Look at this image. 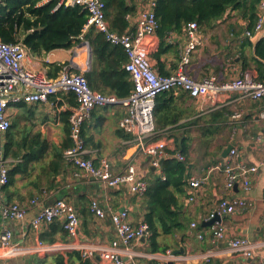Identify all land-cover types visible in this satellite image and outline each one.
I'll list each match as a JSON object with an SVG mask.
<instances>
[{"label": "crops", "instance_id": "crops-1", "mask_svg": "<svg viewBox=\"0 0 264 264\" xmlns=\"http://www.w3.org/2000/svg\"><path fill=\"white\" fill-rule=\"evenodd\" d=\"M129 5L136 8V12L130 15L132 18L127 19L129 29L126 32L131 33L135 30L139 12L152 10L156 0H129ZM258 8L260 16L264 17V8L261 5ZM247 26L241 12L228 11L212 28L201 31L203 45L194 53L185 72L196 81L214 76L218 82L226 83L250 70L260 79L259 66L254 60V46L250 42L256 44L264 38V29L248 37ZM84 35L71 49L32 55L27 62L28 68L45 70L53 78L58 75L55 76L58 67L72 66V61L83 65L88 59ZM145 44L150 48L156 71L160 75H172L180 69L181 55L187 45L185 27L182 31L170 32L166 41L168 50L163 49L159 57L156 53L160 40L156 34L149 37ZM75 102L70 101V95H58L52 96L49 103L11 106V137H7L8 133L4 137L3 153L5 157V146L11 145L12 151H19L21 156L19 159L5 157L12 178L0 190V195L7 202L19 204L28 211L25 219L19 222L0 217V236L8 228L14 234V241L25 247L35 246L38 239L46 244L68 241L61 221L44 225L39 233L35 232L32 222L40 207L31 205L33 199H37L40 206L52 205L57 199L71 203L81 220L76 240L78 244L107 246L115 238L111 221L100 220L90 212L93 201L106 210L116 212L128 209L130 221L135 226L145 221L146 195L136 197L127 187L108 188L82 176L73 164L59 162V151L63 152L66 146L71 145L70 124L65 115L75 107ZM263 104L264 100L246 99L234 92L222 93L213 100L205 96L195 99L181 90L162 94L156 101L154 140L171 138L173 144L160 158L158 167L153 165L154 158L139 154L131 135L121 129L120 121L126 115V108L122 105L100 106L83 127L87 158L97 164L105 160L114 174H122L134 164L138 178L150 187L158 180L165 182L164 164L168 160L179 161L176 153L183 154L186 158L183 163L187 166L186 186L183 193L177 195V212L185 229L161 236L160 245L168 246L172 251L183 249L184 254L191 257L189 264H264V165L251 178V188L247 192L241 185L233 191L227 190L224 173L215 169L225 162L223 153L229 145L239 149L240 159L248 165L257 166L264 162V121L259 117ZM236 113H241L242 117L232 120ZM44 146L49 149L41 157L39 154ZM191 179L202 180V187L195 191L190 185ZM192 195L195 196L194 201L190 200ZM224 198H244L248 203L246 208L224 215L222 221L229 237L248 238L261 244L251 260L233 254L225 241H212L209 216ZM133 249L134 259L127 260L126 264H155L156 260L151 256L161 253L152 252L150 237L135 243ZM209 251L214 256L210 261L203 260L202 257ZM58 256L63 257L64 264L100 262L99 256L90 262L82 260L78 251H58L13 259L0 256V264H58Z\"/></svg>", "mask_w": 264, "mask_h": 264}, {"label": "built area", "instance_id": "built-area-1", "mask_svg": "<svg viewBox=\"0 0 264 264\" xmlns=\"http://www.w3.org/2000/svg\"><path fill=\"white\" fill-rule=\"evenodd\" d=\"M4 1L0 0V7ZM50 1L53 0H43L42 4ZM56 1V8L79 6L88 13V22L85 25L84 33L95 30L97 33L103 34L111 45L122 47L125 50L128 57L125 70L130 74L134 87L131 95L126 99H118L115 96H107L93 90L84 76V73L91 69L92 51L88 41L85 43L88 48L86 63L83 65L77 63V68L74 64L64 66L58 75L52 78L45 70L35 71L28 68L27 62L32 53L23 41L5 43L0 39V190L10 182L7 160L3 153V139L12 125L9 114L11 106L49 103L52 96L73 94L76 105L71 109L69 115L72 145L64 151L66 162L76 166L82 176L87 179L99 182L108 188L127 187L132 195L141 198L145 196L149 186L138 178L134 164L129 165L124 173L114 174L109 163L105 160L97 164L94 160L87 158L88 150L83 137V127L97 107L124 106L126 115L120 121L121 129L131 135L132 142L137 146L139 154L154 158L153 165L158 167L160 158L167 154L168 148L173 144L171 138L154 140L156 135V101L163 93L181 90L195 99L205 96L213 100L222 93L234 92L246 99L264 100V81L258 79L253 71L246 70L238 78L226 83L218 82L214 76L196 81L185 72L194 53L203 45V36L196 22L188 23L185 27L187 45L181 55L180 69L170 76H164L154 68L150 57V48L145 44V41L154 36L159 28V22L153 9L139 12L133 32L119 34L112 30L107 17L105 0ZM260 5L264 8V0ZM263 29L264 17L259 15L255 31L258 33ZM247 36L252 37V32L248 31ZM241 117V113H236L231 119L237 120ZM259 117L264 121V104ZM175 157L181 162H186L185 156L181 153H176ZM240 158L239 149L233 148L225 162L215 168L224 173L226 189L229 191H233L240 185L246 192L249 191L251 178L264 165V162L257 166L248 165ZM190 185L196 191L202 187L203 181L191 179ZM194 195L190 197L191 201L195 200ZM31 205L40 207L32 222L36 233H39L44 225L61 221L67 232L68 241L62 244H46L38 239L35 246L25 247L15 242L12 230L6 228L0 236V256L2 258L13 259L58 251H78L84 261L91 262L99 256L100 262L96 264H126L127 260L134 259V244L151 236L150 227L145 221L136 226L132 224L128 209L116 212L106 210L97 201H93L90 205V212L100 220L109 219L111 221L115 238L107 246L78 244L76 240L79 236L81 220L71 203L65 199H57L52 205L40 206L41 203L37 199H33ZM247 205L244 198L222 199L209 216L210 222L215 220L210 229V236L215 243L227 242L233 254L251 260L261 244L248 238L229 237L227 228L222 221L224 215L234 214L242 208H246ZM27 211L26 207L9 203L0 195V217L3 220L23 221ZM193 226L196 227L195 224ZM200 238L203 239L204 236H200ZM173 252L168 250L151 257L156 260L155 264L190 263V256ZM213 256L214 254L209 251L202 259L210 261Z\"/></svg>", "mask_w": 264, "mask_h": 264}, {"label": "trees", "instance_id": "trees-1", "mask_svg": "<svg viewBox=\"0 0 264 264\" xmlns=\"http://www.w3.org/2000/svg\"><path fill=\"white\" fill-rule=\"evenodd\" d=\"M42 2L43 0H5L0 7V39L5 43L23 41L32 55L73 48L84 35L88 13L79 6L56 8V0L45 4ZM105 2L112 30L119 34L128 31V16L134 14L136 8L129 5V0H105ZM261 2L262 0H156L153 10L159 22L156 35L160 40L156 57L162 54L163 49L168 50L166 41L170 32L182 31L191 22H196L200 31L205 32L222 20L228 11L241 12L248 23L247 31L255 34L260 15L258 7ZM84 39L89 41L92 51L91 69L84 73L91 88L118 99L128 98L134 83L125 70L128 61L125 50L111 45L103 34L95 30L85 34ZM250 44L254 46V60L259 66L260 80L264 81V38L256 44L252 42ZM62 68H56L55 76ZM73 100L75 96L71 94L70 101ZM69 115L70 113L65 115L68 120ZM11 129L12 125L7 137H11ZM71 145L66 146L65 150ZM47 149L49 148L46 146L42 147L39 155L41 157L45 155ZM12 150L11 145H6L5 157L12 156L19 159L21 153ZM65 150L57 154L59 162H66ZM32 157L36 156L32 155ZM163 173L166 177L165 182L158 180L156 185L150 186L144 199L147 204L145 222L150 227V248L153 253H165L169 250L168 246L160 245L161 236L173 235L185 229L177 212L179 203L177 195L182 194L186 186L187 166L181 161L168 160L164 164ZM10 177L12 178L11 173ZM57 263L64 264L62 256L57 257Z\"/></svg>", "mask_w": 264, "mask_h": 264}, {"label": "water", "instance_id": "water-1", "mask_svg": "<svg viewBox=\"0 0 264 264\" xmlns=\"http://www.w3.org/2000/svg\"><path fill=\"white\" fill-rule=\"evenodd\" d=\"M72 64H74V66L77 68V65L72 61ZM233 149L232 145L227 146V148L225 149L224 153H223V158H227L230 151ZM215 222V220L211 221V224H213ZM174 254H184V250L181 249L180 251H174ZM168 264H173L172 262H169Z\"/></svg>", "mask_w": 264, "mask_h": 264}]
</instances>
